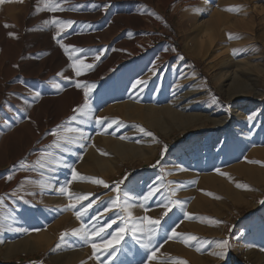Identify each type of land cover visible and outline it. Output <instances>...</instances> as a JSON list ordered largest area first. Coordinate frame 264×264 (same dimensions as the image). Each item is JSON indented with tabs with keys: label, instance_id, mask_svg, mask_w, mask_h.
I'll list each match as a JSON object with an SVG mask.
<instances>
[{
	"label": "rangeland",
	"instance_id": "obj_1",
	"mask_svg": "<svg viewBox=\"0 0 264 264\" xmlns=\"http://www.w3.org/2000/svg\"><path fill=\"white\" fill-rule=\"evenodd\" d=\"M176 2L0 0V264H264V0Z\"/></svg>",
	"mask_w": 264,
	"mask_h": 264
},
{
	"label": "bare ground",
	"instance_id": "obj_2",
	"mask_svg": "<svg viewBox=\"0 0 264 264\" xmlns=\"http://www.w3.org/2000/svg\"><path fill=\"white\" fill-rule=\"evenodd\" d=\"M5 1V0H4ZM165 1H168V0H165ZM174 1V0H173ZM197 1V0H196ZM164 3V2H163ZM188 3H195V0H177V2L175 3V8H182V9H184L187 5L186 4H188ZM196 4V3H195ZM131 8L129 9V12L131 13V12H135L136 13V11L134 10V8L136 7L135 6V4H132L131 6H130ZM129 8V7H128ZM127 8V9H128ZM173 9H174V7H173ZM176 9V10H177ZM178 11V10H177ZM181 11V10H180ZM183 11V10H182ZM140 14V13H139ZM138 15V14H137ZM186 15V14H185ZM184 15V16H185ZM133 16V15H132ZM127 18H129V17H127ZM141 18H142V16H141ZM126 25H128L129 27L131 26V25H129V24H126ZM135 27V26H134ZM129 41V40H128ZM125 45H126V48L124 49V51H123V55L121 56V59L122 60H127V61H129V60H131L135 55H136V53H137V51H136V48H135V45L133 44V42H131V41H129V42H126L125 43ZM119 56V57H120ZM36 60V59H35ZM122 60H121V62H122ZM232 60V59H231ZM33 61V60H32ZM41 61V60H40ZM118 61V60H117ZM140 61V60H139ZM146 60L145 59H143V61H140L138 64L140 65V64H144V63H146L145 62ZM119 62V61H118ZM118 62H117V64H118ZM124 62V61H123ZM222 66H220V68H219V74H222V72H223V69H224V67L226 66V65H228V63H229V61L227 60V59H223L222 61ZM233 62V65L234 66H236V67H238V66H240V65H242V63L240 62V61H232ZM39 63H41V62H39ZM120 63V62H119ZM42 65H44V64H42ZM223 65H225V66H223ZM40 66V65H39ZM38 66V68H40ZM43 68V67H42ZM229 68V67H228ZM235 74H236V72H235ZM92 76V75H91ZM94 76V75H93ZM6 78H8V75H5V79ZM92 77H90V76H86V79L87 80H93V79H91ZM4 79V78H3ZM245 87V86H244ZM245 89H246V87H245ZM252 90V89H251ZM2 92V88L0 89V93ZM241 92H243V91H241ZM236 94H240V92H239V90L236 92ZM69 96V95H68ZM91 101V99H90V97H89V99H88V103ZM84 102H85V97H84V93H81V94H79V95H77V96H75V95H71L70 97H69V101L67 102V104H66V106H65V108H64V110H63V113L61 114V116H59V115H57V113L55 114V113H53L49 108H48V111H49V113L47 114V116H46V119L43 121V122H40L39 123V125H38V129L40 130V133H43V135H45V129L47 128V126H54V125H57L58 123H59V119H60V117H62V116H65V115H67V114H69V113H71L72 111H73V109H76L77 107H81L83 104H84ZM128 105V104H127ZM129 105L131 106V104L129 103ZM178 110V109H177ZM230 110V109H229ZM180 111V110H179ZM237 111V110H236ZM166 112V114H168V116L169 117H172L173 119L172 120H176L177 118H179V119H181V117L179 116V115H177V113L176 112H174L173 110H171L170 108L168 109L167 108V110L165 111ZM229 112V111H228ZM130 114V113H129ZM177 116V117H176ZM204 117V116H203ZM199 118V117H198ZM207 118L209 119V120H211L212 122H213V124H214V127H215V129H217L218 127H223V125L224 124H226L227 122H228V119H229V116L228 115H226V116H223V117H220V118H214V117H211V116H207ZM151 119V118H150ZM153 119H154V117H153ZM192 119H197L196 117L194 118V117H192ZM192 119H190V120H192ZM181 121H182V119H181ZM183 121L184 122H187V120H185V119H183ZM118 145V144H117ZM90 157H91V155H90ZM93 157V156H92ZM96 159V158H95ZM98 160V159H97ZM95 171V170H94ZM69 221V220H68ZM67 221V222H68ZM26 238V237H25ZM30 239V238H29ZM50 239V236H48V235H43L42 236V238H41V240H38V241H35V242H16V243H8L7 245H6V250H7V254L9 253V254H15L16 252H22V253H29V252H34V251H36V250H39L41 247H43V246H45V244H46V242L48 241ZM30 241V240H29ZM249 251V250H248ZM6 255V254H5ZM186 259H188V260H192V258H191V256L189 257H187ZM262 263H264V262H262Z\"/></svg>",
	"mask_w": 264,
	"mask_h": 264
},
{
	"label": "snow or ice",
	"instance_id": "obj_3",
	"mask_svg": "<svg viewBox=\"0 0 264 264\" xmlns=\"http://www.w3.org/2000/svg\"><path fill=\"white\" fill-rule=\"evenodd\" d=\"M51 10L52 11H55V10H57L55 7H52L51 8ZM226 11H239V8L238 7H231V8H228V9H225ZM53 23H56V21L54 20L53 21ZM61 23H65V24H67V25H71L72 23H74L73 21H63V22H61ZM6 27H7V25H6ZM9 35L10 36H14L15 34L14 33H9ZM229 38L231 39V38H238V37H232L231 36V34H229ZM61 47H65L63 44H61ZM69 47H72L73 48V50L74 51H83L82 49H75L74 48V46H69ZM66 51H67V49H66ZM233 52H234V54H235V52H236V50H233ZM70 59H71V56L69 57ZM100 57L99 56H97L96 57V59L98 60ZM85 68H88V69H90L91 67H92V65H85L84 66ZM57 75H62V73H58ZM76 75L77 76H79V75H81V72L79 71V70H77L76 71ZM139 83V82H138ZM136 85H133V87H135ZM56 87H60L59 85H56ZM76 87L77 88H80L81 87V84H79V83H77L76 84ZM89 87H95V85H90ZM37 95H39V93H37ZM84 97H85V102H84V105H82L81 107H80V109H79V111H82L84 108H87L88 107V99H89V93H88V91L86 90L85 92H84ZM73 111L74 112H77L78 111V109H73ZM76 119V116H72V117H70L69 118V120L71 121V120H75ZM251 119V118H250ZM103 121H102V119H100V118H98L97 119V123L98 124H100V123H102ZM116 121H113V123H115ZM111 125H109V127H110ZM58 128L60 127V126H57ZM66 131H78L77 129H71V128H69V129H66ZM140 131L141 132H145V130L141 127L140 128ZM56 134V132H55V130H53V135H55ZM145 134L146 135H148V136H152L153 134L151 133V132H145ZM61 139H63V137H60ZM122 139L124 138V137H121ZM59 145H57V147H58ZM166 147V146H165ZM162 155H163V153H162ZM157 163H159V161L157 162ZM76 173H75V171H73V178H76ZM87 179H90L93 183H96V184H104V186L105 187H107V184H105V182L103 181V180H100V179H97V178H87ZM121 183H122V181H121ZM119 187V184H117V188ZM238 187H240V185H238ZM153 191H155V190H153ZM151 195H152V192H150L149 194H148V196H146L144 199L145 200H147V199H149L150 197H151ZM87 198V196H80L79 197V199H86ZM112 204L113 205H115L116 204V201L115 200H113L112 201ZM69 207H75V205H69ZM167 214V212H165V215ZM77 215V218H79L80 217V215H81V213H77L76 214ZM130 215V214H129ZM162 218V217H161ZM144 219L145 220H148L149 221V223L150 224H153V225H158L159 224V220H151L150 218H148V217H144ZM113 222H115V221H113ZM216 223H219V222H216ZM78 231L79 230H73V235H76L77 233H78ZM102 231V230H101ZM149 233H150V235H149V240H151L152 239V237L155 235V233H156V229L155 228H150L149 230ZM119 232L120 233H123L124 232V228H121L120 230H119ZM66 235V233H62L61 234V240H63V238H64V236ZM93 235H99V233H93ZM179 235H181V234H179V233H176L175 232V230L173 229V236H179ZM172 237L170 236L169 237V239H171ZM198 238L197 237H195V236H191V235H189L186 239H185V243L187 244V242L189 241V240H197ZM227 245H228V241L227 240H225V241H223V242H219V244H218V246H220V247H227ZM59 246V245H58ZM108 245L106 244L105 245V247H107ZM92 247H93V254L95 255V252H96V245L95 244H93L92 245ZM143 247H145V248H147V247H149V245L146 243V244H144L143 245ZM159 249H156V251H158ZM199 250V249H198ZM217 255H221L222 256V254H220V253H217ZM154 256H155V252H153V255H151V256H149L148 257V259L149 260H151V259H153L154 258ZM223 258V257H222ZM97 259H99V257H97Z\"/></svg>",
	"mask_w": 264,
	"mask_h": 264
}]
</instances>
